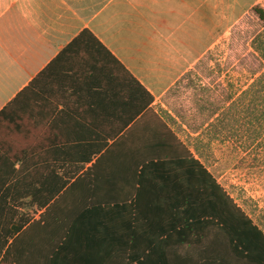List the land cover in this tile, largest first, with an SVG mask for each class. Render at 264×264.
Instances as JSON below:
<instances>
[{"label":"crops","instance_id":"crops-1","mask_svg":"<svg viewBox=\"0 0 264 264\" xmlns=\"http://www.w3.org/2000/svg\"><path fill=\"white\" fill-rule=\"evenodd\" d=\"M255 5L0 0V264H130L170 190L145 186L136 205L134 162L185 144L162 97Z\"/></svg>","mask_w":264,"mask_h":264},{"label":"rangeland","instance_id":"rangeland-1","mask_svg":"<svg viewBox=\"0 0 264 264\" xmlns=\"http://www.w3.org/2000/svg\"><path fill=\"white\" fill-rule=\"evenodd\" d=\"M263 27L251 10L242 16L162 103L185 146L264 232V89L251 88L264 72L252 46Z\"/></svg>","mask_w":264,"mask_h":264},{"label":"trees","instance_id":"trees-1","mask_svg":"<svg viewBox=\"0 0 264 264\" xmlns=\"http://www.w3.org/2000/svg\"><path fill=\"white\" fill-rule=\"evenodd\" d=\"M252 12L264 24V8L255 5ZM262 36L264 32L256 34L252 39V46L264 59V44H255ZM258 85L264 89V72L252 83L251 88ZM166 147L165 144H160V148ZM175 148L178 153L168 158L134 162L136 205L141 200V189L145 186L156 185L160 189L170 190L165 195L162 194L165 197L163 201L169 203V207L153 210L156 216L160 217L162 214L165 217V223L152 227L153 237L143 242L141 252L129 263L264 264V232L261 228L234 202L204 164L179 139L175 140ZM73 163L76 171H83L82 175L74 177L68 184V191L84 186V161ZM97 163L99 162H95ZM93 168L94 164L88 171ZM111 181L112 178L105 179L107 183ZM66 183L63 182V185ZM78 195L84 200V191ZM61 197L60 194L58 200ZM139 211L140 208L137 207L135 217L139 216ZM176 233L183 238L175 240ZM174 244L185 247L183 256L175 257L170 254Z\"/></svg>","mask_w":264,"mask_h":264}]
</instances>
